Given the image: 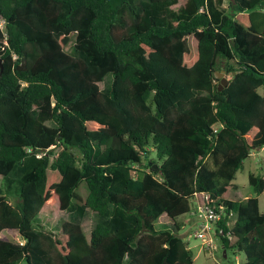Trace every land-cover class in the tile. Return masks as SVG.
Listing matches in <instances>:
<instances>
[{
  "label": "trees",
  "instance_id": "16d2710c",
  "mask_svg": "<svg viewBox=\"0 0 264 264\" xmlns=\"http://www.w3.org/2000/svg\"><path fill=\"white\" fill-rule=\"evenodd\" d=\"M262 1L0 0V234L22 240L0 237V264H194V201L264 264V175L233 193L264 148ZM60 212L78 223L42 227Z\"/></svg>",
  "mask_w": 264,
  "mask_h": 264
},
{
  "label": "rangeland",
  "instance_id": "374dc122",
  "mask_svg": "<svg viewBox=\"0 0 264 264\" xmlns=\"http://www.w3.org/2000/svg\"><path fill=\"white\" fill-rule=\"evenodd\" d=\"M221 78H226L224 73H221ZM112 82V75H107L104 82L99 84L100 89L107 88ZM258 93L264 97V87L258 89ZM264 175V148L258 151H251L250 156L243 161V167L236 172L233 184L235 189L234 195L241 201L253 197L254 193L252 188L248 184V175ZM16 177L17 175H13ZM1 187V179H0ZM11 188L15 191L16 185H12ZM14 194L10 195V202H14ZM264 203V193L259 196V204L262 209ZM206 215L199 211L196 201L192 202L191 210L188 214L182 215L176 219L179 225L178 235L186 243L189 250L193 255L194 264H240L244 260V256L234 253L230 250L224 251L220 247V242L214 235V226L205 217ZM70 218V219H69ZM75 214L68 212H60L53 215L50 220H42L40 224L47 230L55 231L57 227L63 224V221H71L72 223H78L75 220ZM235 219L234 216L230 218V221ZM98 218L91 213H87L81 220L85 231H91L95 226ZM157 226V225H156ZM168 229L173 230L170 224L166 226ZM203 227H209L210 231L207 233L206 239L211 242V247H206L202 240L196 237ZM0 237L5 241L22 243L21 238L16 231L6 230L0 234Z\"/></svg>",
  "mask_w": 264,
  "mask_h": 264
},
{
  "label": "built area",
  "instance_id": "2783aa9c",
  "mask_svg": "<svg viewBox=\"0 0 264 264\" xmlns=\"http://www.w3.org/2000/svg\"><path fill=\"white\" fill-rule=\"evenodd\" d=\"M199 211L205 214L206 219L211 222L219 220V216L215 215L213 209L210 207L199 208ZM209 227H203L197 232L196 237L200 238L206 247H211V242L206 239L207 233H209Z\"/></svg>",
  "mask_w": 264,
  "mask_h": 264
},
{
  "label": "water",
  "instance_id": "95a60500",
  "mask_svg": "<svg viewBox=\"0 0 264 264\" xmlns=\"http://www.w3.org/2000/svg\"><path fill=\"white\" fill-rule=\"evenodd\" d=\"M263 4H264V1H262V5ZM0 69H1V63H0ZM220 76H221V73H215V77L217 79H220L221 80L220 84L218 85V90L219 91H222L227 86L228 80L226 78H221Z\"/></svg>",
  "mask_w": 264,
  "mask_h": 264
}]
</instances>
